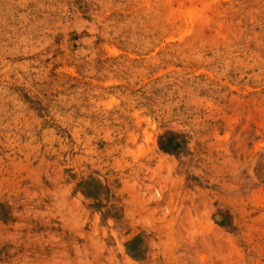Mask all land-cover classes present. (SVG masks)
Instances as JSON below:
<instances>
[{
  "label": "rangeland",
  "instance_id": "rangeland-1",
  "mask_svg": "<svg viewBox=\"0 0 264 264\" xmlns=\"http://www.w3.org/2000/svg\"><path fill=\"white\" fill-rule=\"evenodd\" d=\"M0 264H264V0H0Z\"/></svg>",
  "mask_w": 264,
  "mask_h": 264
}]
</instances>
